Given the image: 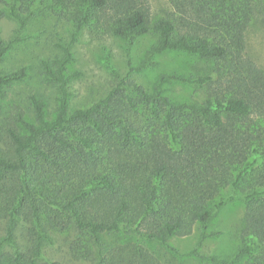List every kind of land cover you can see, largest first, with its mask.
Here are the masks:
<instances>
[{"label": "trees", "instance_id": "16d2710c", "mask_svg": "<svg viewBox=\"0 0 264 264\" xmlns=\"http://www.w3.org/2000/svg\"><path fill=\"white\" fill-rule=\"evenodd\" d=\"M167 1L153 19L149 0H0V24L16 26L0 33V264H163L145 243L216 238L212 220L234 201L239 243L217 264H264V69L248 50L264 0ZM38 25L41 57L15 63ZM84 34L127 51L153 36L131 73L167 54L188 67L151 89L112 69L108 93L73 110ZM34 78L48 92L19 91ZM176 84L194 91L178 99Z\"/></svg>", "mask_w": 264, "mask_h": 264}, {"label": "rangeland", "instance_id": "374dc122", "mask_svg": "<svg viewBox=\"0 0 264 264\" xmlns=\"http://www.w3.org/2000/svg\"><path fill=\"white\" fill-rule=\"evenodd\" d=\"M149 1L153 19L162 17L171 10L167 0ZM48 25L53 28V24ZM15 27L13 22L4 21L0 24V33L10 38ZM40 27L41 25L36 26L25 36L24 45L14 48L12 60L15 63L32 66L41 57L44 52V38L36 39L38 33L36 31H39ZM62 35L65 36L64 31ZM154 42L153 36L144 37L139 39L130 51H127L123 43L116 39L92 41L85 34L80 36L79 42L73 47L75 63L71 71L80 72L81 77L76 79L71 86L73 93L71 108L74 110L89 106L103 98L114 82L112 69L116 70L121 77L132 74L139 83L151 89L157 75L161 72L183 70L188 67L186 58L183 56L167 54L158 59L155 69L131 73L130 62L135 68L144 52ZM248 50L258 65L264 69V19L255 22L249 29ZM39 86V81L34 78L21 86L19 91ZM40 88L48 92L44 86L41 85ZM168 90L178 99H187L194 91L192 87L179 84L169 86ZM243 216V205L239 201H234L219 211L212 220L209 231L218 233L216 238L201 241L200 233L195 230L191 236L173 239L166 246L154 243H145V245L163 264H217V261L229 256L238 246V235L242 228ZM53 254L57 259L65 255L62 249L60 252L53 251Z\"/></svg>", "mask_w": 264, "mask_h": 264}]
</instances>
